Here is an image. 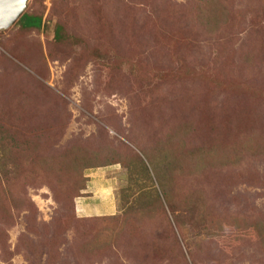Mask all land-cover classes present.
Returning a JSON list of instances; mask_svg holds the SVG:
<instances>
[{
	"label": "rangeland",
	"instance_id": "obj_1",
	"mask_svg": "<svg viewBox=\"0 0 264 264\" xmlns=\"http://www.w3.org/2000/svg\"><path fill=\"white\" fill-rule=\"evenodd\" d=\"M22 14L39 28L0 29V264H264V0Z\"/></svg>",
	"mask_w": 264,
	"mask_h": 264
},
{
	"label": "crops",
	"instance_id": "obj_2",
	"mask_svg": "<svg viewBox=\"0 0 264 264\" xmlns=\"http://www.w3.org/2000/svg\"><path fill=\"white\" fill-rule=\"evenodd\" d=\"M85 189H90L92 191L91 194L97 198L96 207L97 210H99V213L112 215L115 207L112 205L114 196L111 190L110 181H107V179L102 177L90 178L85 185Z\"/></svg>",
	"mask_w": 264,
	"mask_h": 264
},
{
	"label": "water",
	"instance_id": "obj_3",
	"mask_svg": "<svg viewBox=\"0 0 264 264\" xmlns=\"http://www.w3.org/2000/svg\"><path fill=\"white\" fill-rule=\"evenodd\" d=\"M26 0H0V29H7L23 12Z\"/></svg>",
	"mask_w": 264,
	"mask_h": 264
},
{
	"label": "trees",
	"instance_id": "obj_4",
	"mask_svg": "<svg viewBox=\"0 0 264 264\" xmlns=\"http://www.w3.org/2000/svg\"><path fill=\"white\" fill-rule=\"evenodd\" d=\"M21 29H38L40 26V17L28 14H22L18 21ZM60 29L56 28L55 37L58 36Z\"/></svg>",
	"mask_w": 264,
	"mask_h": 264
}]
</instances>
